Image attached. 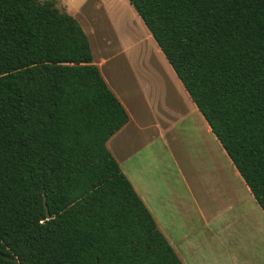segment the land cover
<instances>
[{
    "label": "trees",
    "instance_id": "1",
    "mask_svg": "<svg viewBox=\"0 0 264 264\" xmlns=\"http://www.w3.org/2000/svg\"><path fill=\"white\" fill-rule=\"evenodd\" d=\"M264 212V0H128ZM79 21L0 0V264H184L106 142L128 120Z\"/></svg>",
    "mask_w": 264,
    "mask_h": 264
},
{
    "label": "crops",
    "instance_id": "2",
    "mask_svg": "<svg viewBox=\"0 0 264 264\" xmlns=\"http://www.w3.org/2000/svg\"><path fill=\"white\" fill-rule=\"evenodd\" d=\"M109 3L121 9L116 13L121 25L127 16L133 21L123 35L110 32L116 23L108 26L114 7ZM57 6L79 21L93 62L128 113L107 148L184 264L205 259L198 248L201 235L217 233L219 212L215 204L211 210L212 202L224 197H207L210 203H204L203 171L222 179L225 169L242 197H229L224 206L231 210L244 202L264 235L263 210L130 2L82 0Z\"/></svg>",
    "mask_w": 264,
    "mask_h": 264
},
{
    "label": "rangeland",
    "instance_id": "3",
    "mask_svg": "<svg viewBox=\"0 0 264 264\" xmlns=\"http://www.w3.org/2000/svg\"><path fill=\"white\" fill-rule=\"evenodd\" d=\"M82 0H55V4H79ZM110 6H114L111 8ZM110 9L107 14L108 26L110 28L113 25V21L116 23V30L112 31L116 35H122L126 32L128 25L133 26V21L130 16H127L122 25L118 22L117 10L119 7H115L109 3ZM121 10V9H120ZM125 12V10H122ZM110 17V18H109ZM112 21V25L111 22ZM141 21V20H140ZM142 23V22H141ZM138 32V31H137ZM139 34V33H137ZM140 35L137 37L139 38ZM192 134V133H191ZM224 173L222 179L219 176L217 178H211L210 175L203 171V180L200 187V195L203 197L204 203L207 197L214 199V196L224 197L212 202L211 210H214V204L217 212H219L217 225L215 227L216 236L211 237L207 232L202 233L201 240L199 241V252L205 259H201L199 264H264V235L257 224H254L251 209L244 203L235 204L233 209H227L229 197H242L238 194V189L233 179L226 173ZM219 178V179H218ZM244 188V197H245ZM250 197H253L250 194ZM210 203V202H209ZM226 205L227 207H225ZM259 209L260 206L256 204ZM210 238V242L207 238ZM208 258V259H207Z\"/></svg>",
    "mask_w": 264,
    "mask_h": 264
}]
</instances>
